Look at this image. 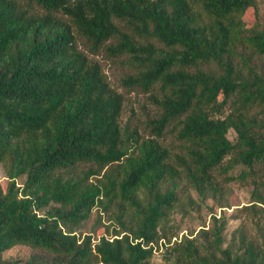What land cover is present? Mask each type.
<instances>
[{"label": "trees", "instance_id": "trees-1", "mask_svg": "<svg viewBox=\"0 0 264 264\" xmlns=\"http://www.w3.org/2000/svg\"><path fill=\"white\" fill-rule=\"evenodd\" d=\"M81 37L92 53L129 56L131 84L161 89L149 136L124 123L123 95ZM169 125L185 153L162 142ZM0 164V264H153L155 245L178 234L167 225L184 189L214 196L216 168L251 177L264 204L257 1L0 0ZM96 209L109 223L83 233ZM226 223L213 215L174 241L168 264H264V226L262 244L241 233L236 247ZM18 245L32 252L6 259Z\"/></svg>", "mask_w": 264, "mask_h": 264}, {"label": "rangeland", "instance_id": "rangeland-1", "mask_svg": "<svg viewBox=\"0 0 264 264\" xmlns=\"http://www.w3.org/2000/svg\"><path fill=\"white\" fill-rule=\"evenodd\" d=\"M259 8V24L264 25V0H256ZM255 14L252 8L245 13V19L252 21ZM141 44L148 42L154 43L156 46H163L153 37L139 38ZM79 46L92 59L98 61L103 72L106 74L111 86L123 95V121H129L132 127L138 129V133L142 137L151 134V121L155 119L161 112V108L156 102L161 99L162 91L159 87H155L150 91H145L138 85L130 83L129 77L134 76L136 68L129 63L130 58L127 55L111 56L108 54L106 45L99 48L96 52L89 51L88 44L84 38L78 39ZM114 42L112 39L109 43ZM245 46L244 52L253 54L250 46ZM242 47V46H241ZM257 55H252V63H257ZM243 66V64H239ZM234 139L233 131L229 134ZM162 142L168 146L173 153H185V144L177 137V130L174 125H169L162 138ZM230 157H227L223 164H226ZM89 164L80 166V169L87 170ZM225 166V165H224ZM232 174L234 178H231ZM237 170L224 171L222 168H216L214 176L218 184V192L214 196L207 198L201 197L198 192L191 186L184 189L180 196V200L170 215L168 228L171 232H178L171 242L164 240L155 245V250L151 258L153 264H168V251L176 240H180L182 236L193 233L192 236L199 234L203 228L208 229L213 225V215L219 220L224 216L226 219V230L228 241H234L233 244L241 245L239 237L244 233L248 239L254 240L255 243L262 244V228L264 226V204L256 201L253 194L254 182L251 177L244 179L238 176ZM6 181V171L3 164H0V182ZM19 183L22 179L18 180ZM264 193V189H261ZM96 209L92 212L90 218L82 227L83 233H92L100 231L105 224L109 223L110 214ZM112 223H115L113 221ZM190 236V235H189ZM30 252L28 246L18 245L4 253V257L17 258L25 257Z\"/></svg>", "mask_w": 264, "mask_h": 264}]
</instances>
